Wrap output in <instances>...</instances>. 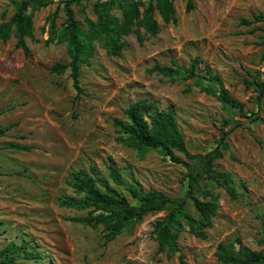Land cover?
Returning a JSON list of instances; mask_svg holds the SVG:
<instances>
[{
	"label": "rangeland",
	"instance_id": "1",
	"mask_svg": "<svg viewBox=\"0 0 264 264\" xmlns=\"http://www.w3.org/2000/svg\"><path fill=\"white\" fill-rule=\"evenodd\" d=\"M21 1L0 0V24L12 18ZM65 1L51 0L33 12L28 55L17 49L15 36L0 40V129H9L0 137V250L25 242L40 256L39 261L18 258L15 264H182L180 256L187 264H221L217 249L227 243L236 250L245 246L264 252V98L259 101L255 88L246 85L264 81V22H254L264 16V0H192L191 13L187 0H173L177 21L166 24L156 13V37L144 30L142 43L136 34L124 37L121 57L96 46L80 69L79 95L70 68L63 75L50 72L54 64L70 63L65 44L46 43L50 20L58 30L67 20ZM104 1L72 5L84 29L86 19L97 21L95 6ZM121 1L127 6L135 0ZM138 1L148 6L150 0ZM113 14L122 17L119 9ZM243 19L254 23L243 25ZM156 66L182 73L194 69L200 78L172 80ZM221 87L243 105L242 113L217 98ZM141 99L175 114L195 157L213 151L228 132L229 148L215 165L231 175L237 199L201 182L217 198L218 213L205 239L183 226L173 257L159 252L156 223L181 203L197 216L186 195L188 176L201 169V160L176 152L184 163H175L160 149L141 152L119 140L115 121L126 122L125 110ZM9 144L35 148L21 152L8 149ZM110 164L140 197L157 191L170 200L164 210L129 224L113 241L107 240L105 226L79 221L98 213L61 205L77 196L68 183L72 172L95 166L109 178ZM111 185L140 205L125 186ZM195 196L210 201L203 192Z\"/></svg>",
	"mask_w": 264,
	"mask_h": 264
},
{
	"label": "trees",
	"instance_id": "2",
	"mask_svg": "<svg viewBox=\"0 0 264 264\" xmlns=\"http://www.w3.org/2000/svg\"><path fill=\"white\" fill-rule=\"evenodd\" d=\"M51 0H24L17 4L16 12L12 18L0 24V40L8 42L12 36L18 39L17 49H22L26 55L29 53L26 44L27 38L34 37L33 12L49 5ZM82 0H66L65 13L67 20L63 27L58 30L54 18L50 20L51 27L47 44H65L68 48L70 58L69 64H54L50 72L56 75H63L70 68L74 88L81 93L80 69L87 64L94 54L96 46L106 50L112 57H121L124 50L123 38L136 34L140 43L143 42L141 30L152 37L160 33V26L155 19L156 13L166 24L177 21L176 9L173 0H150L148 6L135 0L123 5L121 0H106L97 3L95 12L97 21L86 19V29L83 24L76 20L72 5H80ZM122 11L119 18L113 14L114 10ZM195 9L192 0H187L186 12L191 13ZM30 10V12H29ZM254 22H264V16L258 15ZM249 20H242L243 25L254 23ZM264 57V55H263ZM196 60V63H198ZM193 67H195L193 65ZM155 69L163 76L177 79L200 78L195 74L194 69L182 73L171 67H159ZM215 80L219 85L218 78ZM248 88L254 87L258 93V100L264 98V81L254 80L246 82ZM217 98L224 104L237 108L243 112V105L232 98L224 87H221ZM127 121L116 120L115 127L121 135L120 141L126 146L138 151L160 149L175 163H184V160L176 155L179 152L188 159L200 158L201 169L192 172L188 176V189L186 197L193 200L197 216L189 214L184 203L174 207L167 218L156 223L155 231L159 243V252H167L173 257L178 252V237L183 226L189 228L190 234L205 239L206 230L212 227V220L217 215L219 205L217 198L207 188H202L201 182H210L211 186L218 185L226 190L232 199H237V193L232 186L233 179L230 174L216 169L215 161L224 156L229 146L226 143L228 132L223 134L221 142L211 152L203 157L191 155L186 146L184 136L181 133L175 114L172 111H161L149 101L141 99L130 105L125 110ZM242 116L244 114H241ZM239 124H237L238 126ZM9 129H0V137L6 135ZM8 149L21 152H31L34 146H21L9 144ZM109 178L100 176L97 168L91 166L89 170L79 169L70 174L69 186L77 195L66 198L62 206L76 208L79 210H92L91 213H98L96 216L80 218L79 221L90 225H103L108 233L106 238L113 241L122 234L129 224L141 220L150 213L160 212L170 202L169 198L160 192L151 191L140 197L135 186L126 184L119 170L113 165H108ZM125 186L134 198L138 199L140 205H132L127 197L111 185ZM208 185V184H207ZM203 192L210 201H201L196 198V193ZM185 202V201H184ZM218 260L221 264H264V252L252 251L245 246L236 250L234 243L220 244L217 249ZM18 258L27 261H39L40 256L28 247V243L20 245L12 242L0 250V264H15ZM182 264H187L183 256H180Z\"/></svg>",
	"mask_w": 264,
	"mask_h": 264
}]
</instances>
